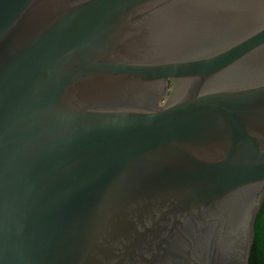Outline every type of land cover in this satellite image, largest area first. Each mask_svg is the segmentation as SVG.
I'll return each instance as SVG.
<instances>
[{"label":"water","instance_id":"95a60500","mask_svg":"<svg viewBox=\"0 0 264 264\" xmlns=\"http://www.w3.org/2000/svg\"><path fill=\"white\" fill-rule=\"evenodd\" d=\"M263 200L264 0H0V264H249Z\"/></svg>","mask_w":264,"mask_h":264},{"label":"trees","instance_id":"16d2710c","mask_svg":"<svg viewBox=\"0 0 264 264\" xmlns=\"http://www.w3.org/2000/svg\"><path fill=\"white\" fill-rule=\"evenodd\" d=\"M249 264H264V200L256 217L255 238Z\"/></svg>","mask_w":264,"mask_h":264},{"label":"flooded vegetation","instance_id":"af4514ba","mask_svg":"<svg viewBox=\"0 0 264 264\" xmlns=\"http://www.w3.org/2000/svg\"><path fill=\"white\" fill-rule=\"evenodd\" d=\"M239 65H241V67H245L247 66L245 61L240 63ZM174 82L172 80L169 79L168 83H167V91L165 92L164 97L161 99V102L165 100V98L168 96L172 86H173Z\"/></svg>","mask_w":264,"mask_h":264}]
</instances>
